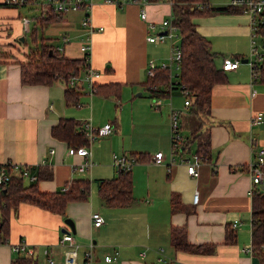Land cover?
I'll return each instance as SVG.
<instances>
[{
  "label": "crops",
  "instance_id": "0c3cea01",
  "mask_svg": "<svg viewBox=\"0 0 264 264\" xmlns=\"http://www.w3.org/2000/svg\"><path fill=\"white\" fill-rule=\"evenodd\" d=\"M2 2L0 0V43L7 49H17L16 44H19V49L23 47L22 52L15 49L13 52L22 59L21 54L29 48L24 43L25 38L21 40V36L28 33L22 22L24 16L19 6ZM143 7L147 10V19L140 16ZM171 13L170 0L122 5L98 0L93 4L90 17L95 31L91 38L90 63L102 71L99 78L102 85L120 82V86L117 94L95 93L91 103L83 100L82 95L81 102L89 105H77L80 109L71 107L76 104L66 102L65 84L58 80L51 84H23L20 64L13 57L0 58V163L26 164L34 174H39L42 166L49 165L53 176L39 180L41 191H55L77 177L90 178L92 182L90 198L70 201L65 215L35 204L20 203L11 215L9 237L0 244V264H11L17 254L12 251L11 244L20 241L33 247L32 255L38 264H64V249L68 246L59 240L63 228L69 227L65 221L67 217L75 222L74 235L80 252L78 264H88L85 251L91 242L94 244L92 264H151L159 261L173 264H263L253 248L252 251L247 248L252 244V192L255 185L249 167L253 156L264 147V74L253 82L246 61L243 64L241 61L235 69L226 70L227 80L213 88L210 112L202 115L191 112V106L185 104L186 96L184 110L172 104L164 107L163 103L152 108L149 100L144 105L135 101L131 93L143 94L149 61H169V51L167 55L161 53L159 44H156L159 42H150L147 37L157 31L160 22ZM83 15V10L71 11L63 13L61 19L46 23L48 30H62V43L54 45L67 56H83L81 43L87 31L82 24ZM39 18L42 17H36ZM150 20L156 22V29L149 27ZM194 21L199 32L211 40L215 53L223 55L220 61L216 56L217 66L222 68L226 57L223 51L226 50L232 52L233 58L247 57L244 47L252 31L248 13H218L199 16ZM100 26L103 29H98ZM50 38L48 41L53 43ZM174 109L179 111V119L183 120L180 121L183 140H186L187 133L199 126L210 131V159L198 156L197 144L186 150L183 141V148L173 150L170 117ZM126 110L131 112V141L121 147L130 154L148 152L150 158L131 166L135 200L123 207H109L98 192V182L118 175L119 167L114 173L113 168H106L109 161L95 160L99 151L91 146L94 164L90 175H84L77 169L83 157L69 154L67 142L53 136L51 129L60 117H75L96 125L112 122L115 128L108 135L115 147L114 138L118 134L124 136ZM257 113L262 114L259 123L253 122V115ZM139 127L146 131L139 132V137L145 141L132 138L131 133L140 131ZM115 131L117 135L112 137ZM157 150L164 152L163 162L152 160V154ZM196 157H199L198 173L190 174L187 162L195 161ZM32 181L35 182L25 179L29 184ZM196 191L199 192L198 202L193 201ZM173 196H176V204L172 201ZM104 206L116 209L120 217H108L107 224ZM97 210L105 216V222L99 227L93 226L92 222V213ZM235 221H238L237 226L233 225ZM229 225H233L237 233L234 243L225 241ZM183 226L189 243L213 245L212 250L175 248L173 229ZM115 251H118L116 259L106 261L105 255ZM49 256L55 258L54 263L48 260Z\"/></svg>",
  "mask_w": 264,
  "mask_h": 264
},
{
  "label": "trees",
  "instance_id": "16d2710c",
  "mask_svg": "<svg viewBox=\"0 0 264 264\" xmlns=\"http://www.w3.org/2000/svg\"><path fill=\"white\" fill-rule=\"evenodd\" d=\"M170 1L172 2L171 19L178 28V37L181 36L180 42L176 38L174 39V42L180 43L182 49L180 70L176 77L172 79L170 67L158 64L152 73L147 74L143 85L148 90L149 97L152 98L167 97L177 89H188L191 97V112L200 115L209 113L213 88L215 84L227 80V73L223 67L217 66L215 62L217 54L212 48L211 40L199 32L194 18L218 13L243 11L238 6L232 4L215 5L210 0ZM48 13L47 17L37 19L35 26L31 29L34 44L29 45L28 51L21 54L23 56L22 59H16V57L14 59L15 62L20 64L21 82L23 84H51L56 80L62 79L65 82L64 96L66 102L68 104L81 105V96L84 94L81 89L82 82L79 84L77 79V83L70 84L69 80L72 76H77L78 78L82 71H86L88 65L87 56H67L54 43L49 42V38L45 37V35H42L41 40L38 41L37 23L44 27L49 21L63 17L61 12L49 11ZM24 43H27L26 37ZM2 56L9 57L8 54L0 55V57ZM106 69L108 70V68ZM97 70L102 75V71ZM100 77L96 78L92 87L89 86L93 94L101 92L105 95H110L119 92L120 82H109L102 85L99 82ZM152 105L154 106L153 102ZM90 124L89 121L75 117H60L58 122L52 126L51 132L53 136L67 142L69 148L89 145L87 130ZM110 124L113 125V131L115 125L114 123ZM209 132V130H202L200 126L192 129L189 134H186V140H182L186 150L191 147L194 141H197L196 152L198 156L202 157V159H210L212 148ZM131 155L133 162H143L150 158L148 152H133ZM261 168L264 172V164H262ZM36 175L37 180L29 184L25 182L21 174L16 173L13 174L7 185L0 186L1 239L7 240L9 237L11 215L22 202L35 204L49 211L65 215L67 204L70 201H85L90 198L92 188L90 178L77 177L55 191H41L39 189V180L51 178L53 169L49 165H44L40 168L39 174L36 173ZM133 183L132 168L119 167L118 175L99 180L98 192L107 206L123 207L135 200ZM172 201L176 204V196H173ZM185 209L188 211V207H185ZM251 227L253 252L260 256L264 264V188L260 184H255L253 187ZM236 239L237 233L233 225H229L226 230L225 241L226 243H234ZM173 242L175 248L181 250L198 249L210 251L213 246L189 243L186 239L185 226L173 229ZM11 264H38V260L33 255L17 253L12 258ZM151 264L173 263L171 261H159Z\"/></svg>",
  "mask_w": 264,
  "mask_h": 264
},
{
  "label": "built area",
  "instance_id": "2783aa9c",
  "mask_svg": "<svg viewBox=\"0 0 264 264\" xmlns=\"http://www.w3.org/2000/svg\"><path fill=\"white\" fill-rule=\"evenodd\" d=\"M4 4L19 6L32 3L36 0H2ZM98 0H50L47 4H42V12L40 17H45L49 13V11L67 13L71 11L83 10L84 15L82 17V24L86 28V37L81 44V50L83 52V56H87L86 60L88 61V65L86 67V80L88 81V85L92 87L96 78L100 77L101 73L96 68L91 66V50H92V34L95 31L94 25L91 21L90 12L93 4H95ZM105 2H112L119 5L128 4V3H140L145 4L147 0H104ZM232 5L238 6L242 9L243 12H246L250 15L252 31L250 34V54L246 57L247 63L251 68V77L254 82L258 77L264 74V0H231ZM45 15V16H44ZM140 16L143 19L148 18L147 10L145 7L141 9ZM23 26L25 30L31 29L32 18L30 16H24L22 18ZM156 22L150 20L149 27L151 29H156ZM98 29H103V26H100ZM178 28L172 22L171 16L164 18L160 22V26L158 30L154 33L148 35L147 39L152 42H166L170 40V53H169V61L168 62H160L157 63L154 60L149 62L148 73H152L153 69L156 65L161 64L163 66L170 67L171 78H175L180 70V64L182 60V49L179 42H174L176 36H178ZM261 34V36H259ZM260 37V39H258ZM59 48V46H58ZM61 49V48H59ZM241 60L240 58H233L231 56H226L223 60V69L231 70L235 69L239 66ZM176 71V74H174ZM70 84L77 83V76H72L69 80ZM183 94L186 96L185 104L187 106L191 105V97L188 89H181ZM163 103L161 97H155L153 99V104L155 107H160ZM262 119V114L257 113L253 115V122L259 123ZM171 132H172V148L173 150H179L180 147L183 146V134L181 133L180 128V119H179V111L173 110L171 112ZM113 129V125L110 123H105L102 126L95 127L90 124L87 130L88 140L90 144L94 141L98 136H103L109 134ZM89 145H81L77 147L68 148L69 154H75L83 157V160L80 161L77 165V169L80 172H88L91 171L94 161L92 159L91 154V146ZM183 148V147H182ZM54 152V149L51 150ZM174 158V157H173ZM198 158L196 157L195 161L187 162V170L190 174L198 173ZM152 160L160 163L164 160V152L162 150H157L152 154ZM115 164L120 168H130L132 166L133 159L128 158L127 156L119 157L117 154H114ZM262 164H264V147H260L258 153H256L250 162V172L253 175L254 184H260L264 180V172L261 168ZM19 173L24 179L28 180H36L37 175L31 172L29 166L20 164L15 161H7L0 164V186H5L11 180L13 174ZM199 200V192L196 191L194 193L193 201L198 202ZM92 222L93 226L99 227L105 222L104 216L100 211H94L92 213ZM238 221L233 223L234 226H237ZM7 240H3L0 238V244L6 242ZM59 243L62 245H67L68 248L64 249V264H78V258L80 255L79 252V243L75 239V235L73 232H63L60 237ZM12 251L27 255H32L34 249L32 246H29L25 241H20L18 243L11 244ZM252 251V246L247 248ZM48 252V250H47ZM118 251L112 253H107L105 255L106 261H114L116 259V255ZM94 255V244L91 242L89 244L88 249L85 251V257L87 259L88 264H92V259ZM51 263L55 262L54 257L48 258Z\"/></svg>",
  "mask_w": 264,
  "mask_h": 264
},
{
  "label": "rangeland",
  "instance_id": "374dc122",
  "mask_svg": "<svg viewBox=\"0 0 264 264\" xmlns=\"http://www.w3.org/2000/svg\"><path fill=\"white\" fill-rule=\"evenodd\" d=\"M49 2H50V0H36V1H34L32 3H29L27 5H19V8L21 9L20 11H21L22 15L23 16H30L32 18L31 29L35 26L34 21L37 20L36 17L41 15L42 4L44 5V4H47ZM210 2L215 4V5H222V4L231 3V0H210ZM10 6H13V5H10ZM37 25H38V32H37L38 41L41 40L42 35H45V37H47V38L51 37L50 39H51V41H53V43H57V44L62 43V37H61L62 36L61 35L62 34V30H58L56 32L55 30H48L46 28V24L44 25V27H42L39 23H37ZM25 31H27V30H25ZM176 34H178V33H176ZM24 36H26V39H27V43H25L27 46L34 44V41L32 39L33 35L31 33V31L28 30V33H26V35H24ZM259 36H261V34ZM258 39H260V37H258ZM63 40H64V38H63ZM176 40L180 42L181 41V36H179V37L176 36ZM19 41L20 40H18V42ZM83 41H82V43H83ZM170 42H171L170 40H167L166 42L156 43V44H159L161 53H165L166 55L168 54V51L170 53ZM19 43H21V42H19ZM16 48L17 49H15V48L14 49L16 51H18L19 53H21L22 50H23V47L21 49H19V44H16ZM14 49L3 48L2 44L0 43V55L8 54L9 57H13L14 59H15V57L18 58L16 53L13 52ZM244 49H245V53L248 56L250 54V40H249L247 46L244 47ZM223 52L226 54V56H231V53H232L230 50H226V51H223ZM217 56H218L217 57V61H220L223 58V55L221 53L219 55L217 54ZM2 57H4V56H2ZM2 57H0V58H2ZM166 61H168L167 58H166ZM241 64H243V62H241ZM174 74H176V71H175ZM77 79H78V83L79 84L82 82L81 89L84 92V94L82 96V99L85 100V101H89V103H91V97L94 94L92 93V90L89 87L88 82L86 81L85 71H82L80 76H78ZM58 81L61 82L62 84H65V82L62 79H59ZM57 84L60 86V83H57ZM142 87L143 86H141V88ZM181 91L182 90L177 89L174 93L169 94L167 97H161L162 100H163V106L164 107H166V106L170 107V104H172L173 107H175L177 109L184 110L185 109V105H184L185 95L182 94ZM142 92H143V94H141L139 96H136L137 91H135L134 93L132 92L131 95H132V97L135 98V101L139 102L140 104L144 105L147 100H149V104H152L154 98L148 96V91L144 87L142 88ZM134 94H135V96H134ZM89 103L88 104L80 103V104H81L82 107H85V106L89 105ZM128 104H129L128 105L129 108L131 109L129 100H128ZM71 107L78 108L77 105H71ZM152 108H155V107L152 105ZM78 109H80V108H78ZM121 111L122 110L119 109V113H121ZM140 117L141 116H139V118ZM130 118H131V112L129 110H126L125 113H124V136L122 137V135L118 134V136L114 138V146L115 147L112 146V141H111V136L110 135L98 136L90 144V146H92V148H94V149L99 151L97 153L98 157H96V158L94 157V159L98 160L99 158H101L102 160L109 161L110 164L106 168H110V169L113 168L115 170L114 173H116V170L119 167V166H117V167L115 166L114 154H117L119 157L124 156V155H127L128 158L132 157L130 152L127 153V151L123 147H121V144H128L131 141V137L129 135V133L131 132L130 131L131 130V128H130ZM180 121L182 122L183 120H181V118H180ZM89 122L95 127L102 126V125L105 124V123H102V124L96 125L92 121H89ZM110 123H112V122H110ZM170 126L172 128L171 117H170ZM139 129H140V131L137 130V132L135 134L131 133L132 138L135 139V140L145 141L144 139L139 137V132L140 133H146V131L144 129L140 128V127H139ZM181 133L182 134L184 133V131L182 129H181ZM116 135L117 134H116V131H115L112 134V137H114ZM170 140H171V134H170ZM193 143L197 144V141H194ZM193 143H192L191 147H193ZM124 153H126V154H124ZM83 174L84 175L85 174L86 175L87 174L90 175V172L89 171L88 172H84ZM93 182H94V180H93ZM135 183H137V182H135ZM94 190H96V182H95V185H94ZM92 191H93V189H92ZM94 194H96V192H94ZM104 209L107 210L106 212H103L107 216V224L109 223L108 222V217H111V216L120 217V214L116 213L117 212V211H115L116 209H109L108 207H105V206H104L103 210ZM98 211H100V210H98ZM103 213L101 212V214L104 216ZM104 218H105V216H104Z\"/></svg>",
  "mask_w": 264,
  "mask_h": 264
},
{
  "label": "water",
  "instance_id": "95a60500",
  "mask_svg": "<svg viewBox=\"0 0 264 264\" xmlns=\"http://www.w3.org/2000/svg\"><path fill=\"white\" fill-rule=\"evenodd\" d=\"M24 35L21 36V40H24ZM242 62L247 61V58H242L241 59ZM261 187L264 188V183H261ZM66 223L69 225V227H64L63 228V232H76V228H75V222L71 217H67L65 219Z\"/></svg>",
  "mask_w": 264,
  "mask_h": 264
}]
</instances>
